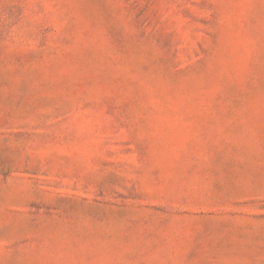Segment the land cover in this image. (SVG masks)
<instances>
[{"label": "rangeland", "instance_id": "1", "mask_svg": "<svg viewBox=\"0 0 264 264\" xmlns=\"http://www.w3.org/2000/svg\"><path fill=\"white\" fill-rule=\"evenodd\" d=\"M0 264H264V0H0Z\"/></svg>", "mask_w": 264, "mask_h": 264}]
</instances>
